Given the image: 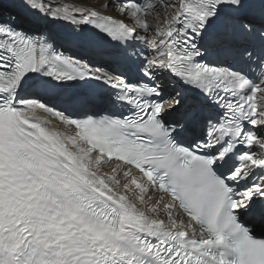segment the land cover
<instances>
[{"label": "snow or ice", "instance_id": "6c2138e0", "mask_svg": "<svg viewBox=\"0 0 264 264\" xmlns=\"http://www.w3.org/2000/svg\"><path fill=\"white\" fill-rule=\"evenodd\" d=\"M80 2L0 21V264H264V0Z\"/></svg>", "mask_w": 264, "mask_h": 264}, {"label": "bare ground", "instance_id": "6f19581e", "mask_svg": "<svg viewBox=\"0 0 264 264\" xmlns=\"http://www.w3.org/2000/svg\"><path fill=\"white\" fill-rule=\"evenodd\" d=\"M54 2H58L60 4H68L70 5L71 3L75 4L76 6L81 5L80 0H54ZM2 3L7 5L9 8H12L16 4H20V0H2ZM87 3L92 4L94 7L98 8L99 7V0H87ZM23 8V7H22ZM25 13L28 14L29 16L32 15L31 12L23 8ZM72 29L69 28V31Z\"/></svg>", "mask_w": 264, "mask_h": 264}, {"label": "rangeland", "instance_id": "374dc122", "mask_svg": "<svg viewBox=\"0 0 264 264\" xmlns=\"http://www.w3.org/2000/svg\"><path fill=\"white\" fill-rule=\"evenodd\" d=\"M73 3H71L70 5H72Z\"/></svg>", "mask_w": 264, "mask_h": 264}]
</instances>
